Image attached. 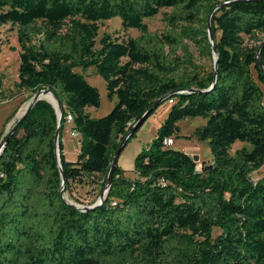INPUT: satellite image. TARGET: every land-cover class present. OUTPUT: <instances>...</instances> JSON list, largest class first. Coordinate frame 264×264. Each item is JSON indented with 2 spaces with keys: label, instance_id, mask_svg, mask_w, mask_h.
Segmentation results:
<instances>
[{
  "label": "trees",
  "instance_id": "trees-1",
  "mask_svg": "<svg viewBox=\"0 0 264 264\" xmlns=\"http://www.w3.org/2000/svg\"><path fill=\"white\" fill-rule=\"evenodd\" d=\"M222 4L0 0V27L15 30L20 50L16 86L32 95L48 89L61 101L59 161L70 198L87 185L98 199L121 141L155 101L176 93L161 104H169L166 117L133 170L116 165L103 203L84 212L60 196L56 112L45 100L32 105L3 145L0 137V264H264V174L251 179L264 165V0ZM167 9L168 30L151 33L145 20ZM113 18L139 36L97 41L98 23ZM206 61L209 69L196 64ZM89 68L116 99L97 119L86 110L100 106V94L78 72ZM188 118L205 120L193 133L211 155L200 171L188 154L163 145L191 140L176 132ZM68 119L80 140L73 162L61 139ZM236 143L245 146L231 155Z\"/></svg>",
  "mask_w": 264,
  "mask_h": 264
},
{
  "label": "rangeland",
  "instance_id": "rangeland-1",
  "mask_svg": "<svg viewBox=\"0 0 264 264\" xmlns=\"http://www.w3.org/2000/svg\"><path fill=\"white\" fill-rule=\"evenodd\" d=\"M220 3H227L233 0H218ZM163 13H170V10H162L158 15L151 19L145 20L149 31L161 35L165 33L167 28V23L164 20ZM99 41L104 34L109 35L112 39L115 40H126L127 38H136L139 36V32L136 30L123 31L120 26V19L113 18L110 21L104 23H98ZM260 38H263L264 35H260ZM219 38V33H216V39ZM214 39V38H213ZM264 39V38H263ZM245 42L250 45L253 42L248 41L245 38ZM190 50L193 53L194 57L198 59L196 49L190 44ZM19 46L16 39V32L10 26H1L0 27V75L2 77V89L0 92V137L6 135L10 130L12 125L20 118L22 113L25 111L27 105L30 103L32 98V93L26 92L22 89H19L16 85L18 83V66H19ZM215 56L212 58L214 62ZM197 65H203L205 69H209V62H196ZM80 74L83 75L84 79L93 87H95L100 94V106L98 108H87L86 112L93 119L100 118L105 116L112 109L116 99L109 101L106 98L105 83L100 76H98L93 68H89L86 71L82 72L78 70ZM263 96H264V87L261 86ZM31 96V98H30ZM264 104V97H263ZM169 104L161 105L155 113L144 123L142 128L137 133V137L134 140H131L121 153L122 157L125 160H128L130 165H133L134 155L139 146L145 148L148 144L151 143L157 129L160 127L164 118L166 117ZM25 107V108H24ZM12 116L11 120L6 124V119ZM205 120L202 118H188L177 123V128L180 130V133L183 137L190 136L191 140H185L180 137L179 139H173V145L171 148L188 154L190 157L195 154H199V160L197 164V171H200L201 162L209 161L211 155L207 142L201 141L198 138L194 137L193 133L196 128L204 126ZM72 125L69 120L64 123L61 139L64 147V156L67 161L73 162L76 160L78 151H79V136L72 137ZM245 145L236 143L232 146L231 155L238 149H241ZM123 159V160H124ZM208 159V160H207ZM122 160V162H123ZM262 169L252 173L251 179L258 180L264 174V165ZM94 192V193H93ZM98 189L92 191L90 186L83 185L78 186L73 189L71 198L64 194V199L66 202L71 203L75 206L87 205L93 199L95 200ZM97 199V198H96ZM96 201V200H95ZM94 201V202H95ZM216 233V232H215Z\"/></svg>",
  "mask_w": 264,
  "mask_h": 264
},
{
  "label": "water",
  "instance_id": "water-1",
  "mask_svg": "<svg viewBox=\"0 0 264 264\" xmlns=\"http://www.w3.org/2000/svg\"><path fill=\"white\" fill-rule=\"evenodd\" d=\"M254 1H258V0H254ZM226 3H223L222 5H225ZM211 16V15H210ZM210 16L208 18V24H207V34H208V40L212 46V53L213 56H215L214 62H213V67H214V75H216V71H217V56H216V50L214 48V39H213V35H212V31H211V26H210ZM264 43V41H263ZM262 46V45H261ZM261 46L258 48V53L261 50ZM257 53V54H258ZM258 66L259 69L261 71V73L264 74V70L262 68L261 63L258 60ZM50 94L53 99L55 100L56 104H53L52 102L48 101L47 99L44 98V96ZM176 93H169L167 95H164L162 97H160L157 101H155L153 103V105L142 115V117L133 125V127L130 129V131L128 132V134L126 135V137L121 141L119 147L117 148V150L115 151L113 157H112V161L110 164V169L105 181V185L103 188V191L101 192L99 198L97 199V201L90 207H86V206H75L71 203H68L65 201L64 199V188H65V178L61 169V165H60V161H59V150H58V140H59V134H60V127H61V123H62V118H63V111H62V104L61 101L56 97V95L54 93H52L50 90L45 89V90H39L37 91L31 98L30 103L27 105L25 111L22 113V115L20 116V118L16 121V123H14L12 125V127L10 128V130L6 133V135L3 138L2 141V145L3 143L11 136V134L18 128V126L20 125L21 120L23 119V117L27 114L28 110L31 108L32 105H34L37 101L40 100H45L48 103H50L52 105V107L54 108L56 115H57V130L54 136V143H55V153H56V158H57V163H58V168H59V173H60V177H61V189H60V196L61 198L68 204V206L73 207L76 210H79L80 212H84V211H89V210H93L97 207H99L103 201L105 200L108 190L110 188V184H111V179H112V175H113V171L115 166L117 165L118 159L122 153V151L124 150L125 146L127 145L129 139L131 138V136L133 135V133L135 132L136 129H138L145 121L146 119H148V117L150 116L151 113H153L162 103H164L165 101H167V99L174 95ZM57 109L59 110V113L57 112ZM179 129L176 128V132H178ZM80 142V140H78V143ZM2 145L0 148H2ZM1 152V149H0ZM192 162L197 163L199 160L198 155H194L191 157Z\"/></svg>",
  "mask_w": 264,
  "mask_h": 264
},
{
  "label": "crops",
  "instance_id": "crops-1",
  "mask_svg": "<svg viewBox=\"0 0 264 264\" xmlns=\"http://www.w3.org/2000/svg\"><path fill=\"white\" fill-rule=\"evenodd\" d=\"M168 111V110H167ZM136 139V138H135ZM175 140V139H174ZM143 147H141V146H139L137 149V151H136V153H135V155H134V157L136 156V154L142 149ZM195 155H197V154H195ZM198 157H200L199 156V154H198ZM124 158L122 157V160H123ZM122 160H121V156L119 157V159H118V162H117V165L122 169V170H124V171H126V172H131L132 170H133V165H130V163H129V161L128 160H123V162H122ZM208 160V159H207Z\"/></svg>",
  "mask_w": 264,
  "mask_h": 264
},
{
  "label": "built area",
  "instance_id": "built-area-1",
  "mask_svg": "<svg viewBox=\"0 0 264 264\" xmlns=\"http://www.w3.org/2000/svg\"><path fill=\"white\" fill-rule=\"evenodd\" d=\"M70 121V119H68ZM79 136L76 132H72V137H77ZM163 145L164 147H171L173 145V139L172 138H165L163 140Z\"/></svg>",
  "mask_w": 264,
  "mask_h": 264
},
{
  "label": "bare ground",
  "instance_id": "bare-ground-1",
  "mask_svg": "<svg viewBox=\"0 0 264 264\" xmlns=\"http://www.w3.org/2000/svg\"><path fill=\"white\" fill-rule=\"evenodd\" d=\"M44 98L47 99L48 101L52 102L53 104H56L55 103V100L53 99V97L50 94L44 96ZM57 112L59 113V110L58 109H57Z\"/></svg>",
  "mask_w": 264,
  "mask_h": 264
}]
</instances>
